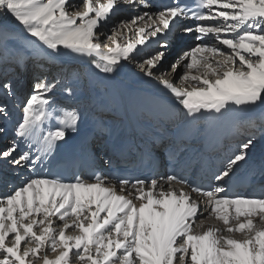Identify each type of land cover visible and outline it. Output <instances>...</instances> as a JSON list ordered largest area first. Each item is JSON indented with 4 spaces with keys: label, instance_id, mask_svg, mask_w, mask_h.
<instances>
[{
    "label": "snow or ice",
    "instance_id": "obj_1",
    "mask_svg": "<svg viewBox=\"0 0 264 264\" xmlns=\"http://www.w3.org/2000/svg\"><path fill=\"white\" fill-rule=\"evenodd\" d=\"M123 6L154 7L151 0H80L78 6L70 0H0V49L8 53L16 43L9 20L25 36L24 45L0 59V181L9 180L8 170L30 172L22 186L0 195V264H264V193L247 196L225 187L247 161L253 138L207 185L177 175L93 172L90 180L78 174L68 179L48 169L85 119L78 106L60 107L50 98L57 89L73 99L85 92L106 97L94 105L100 139L96 151L87 150L88 160L111 159L121 149L104 113L137 91L113 79L128 64L193 119L264 106V0H173L122 20L111 35L102 32L103 22ZM181 19L195 22L183 32L199 42L177 56L170 72L161 71L164 50L136 62L139 48L154 38L166 50ZM65 53L88 58L93 79L80 73L59 79L34 74L30 83L21 78L30 59L42 65ZM181 68L174 83L169 76ZM157 150L176 158L181 145L162 133L144 154L151 160Z\"/></svg>",
    "mask_w": 264,
    "mask_h": 264
},
{
    "label": "bare ground",
    "instance_id": "obj_2",
    "mask_svg": "<svg viewBox=\"0 0 264 264\" xmlns=\"http://www.w3.org/2000/svg\"><path fill=\"white\" fill-rule=\"evenodd\" d=\"M70 3L76 4L78 6L80 0H70ZM69 11H72V9H69ZM144 11H151V9L123 6L120 9L116 10L115 13L111 15V17L106 22H103L100 30L107 35H111L112 30L122 20L128 21L133 16L142 14ZM8 23L13 28L17 29V33L15 36V40L17 41L11 46V51H14L18 46H22L25 44V36H23V33L19 30V26L16 25L14 21L9 20ZM178 25H183V22L180 21ZM127 35L132 39L135 38L134 34L132 33H128ZM151 42L153 41H149L146 43L145 46H141L139 48L138 55L136 57V62H141L142 59H147L149 54H154L157 50H160L159 47H156L157 50L155 48L152 49L149 45ZM195 45V41L190 44L191 47H194ZM11 51L5 53L4 50L0 49V59H2L5 55H11ZM69 57L70 61L67 59ZM38 61V58H33L29 60L26 70L22 73V79L25 74H28L29 77V79L25 80L27 82H30V80H32L34 74L44 75L48 78L56 77L57 79H59L61 75L66 76L68 73H80L84 79L87 74L86 77L88 79H93L89 72L90 62L88 58H77L75 56H70L65 53L64 55H61L55 60L49 59L46 63H43L42 65L40 61ZM174 62L175 60L172 61V63ZM80 64H82L84 68L80 67L82 71L77 72V66H80ZM167 66L168 65H163L161 71L170 72V69H167ZM33 68L35 70L33 72V75H31V69ZM131 68L134 71H132ZM84 71L86 72V74ZM136 71L137 70L134 64H128L126 65L124 70L118 72L113 77L115 81L129 84L135 89H137V91L126 93L117 104H110L109 110L104 113H107L106 115L112 116L107 117L106 120L108 121L109 125L113 126L114 135L122 131H129L131 127H134L135 130H139L142 133L148 131H162L164 133V129L167 132L171 133L175 132L179 126H181L188 120L193 119L191 117H188L183 111L177 110L171 104L166 92L162 90V88L155 82L145 83L144 81H141L137 76H135L134 73ZM182 74L183 69L181 68L178 69L175 73H171L169 78L172 79L174 83L179 84V77ZM22 98L23 95L21 96V100ZM50 98L54 99L58 106H60V103L64 102L66 104H63L61 107L70 109L72 107L78 106L79 109L85 111L84 120L86 121L87 126L85 127L84 132L81 134V138L83 140L86 139L88 142L99 141L94 139L97 134V131L93 124L96 117L94 105L100 100H106V97L100 96L95 99H92L90 98L89 94L85 97L82 96L79 99H73L68 97L67 94L62 91V89H57L55 91L54 96ZM84 99L85 101L80 102ZM164 116H166V118L163 123L165 125L163 126L160 125V123L161 119ZM224 119L228 122V125H237V122H240V124H242L243 122H247L248 120L252 119L264 120V106H259L251 109L232 108L224 112L223 114L205 113L204 115L197 116L195 119H193V125L190 129V132L196 136L199 134L200 130L202 129L203 125H205V123L211 121L213 124L216 125L218 122ZM259 127L262 129L263 136L257 139L256 144H254V147L251 148L252 150H249L248 155L250 157H255L256 155H264V125L260 124ZM176 187L179 188L180 186L176 185ZM204 216H207V213H204ZM204 216H201L200 219H204ZM206 223L218 224V222L215 220H208L206 221ZM49 255L54 256L55 253L49 252ZM40 264H42V262H40ZM73 264H75V260H73Z\"/></svg>",
    "mask_w": 264,
    "mask_h": 264
},
{
    "label": "rangeland",
    "instance_id": "obj_3",
    "mask_svg": "<svg viewBox=\"0 0 264 264\" xmlns=\"http://www.w3.org/2000/svg\"><path fill=\"white\" fill-rule=\"evenodd\" d=\"M23 36H24V34H23ZM15 41H17V40H15ZM1 50H3V49H1ZM2 53H3V52H2ZM0 54H1V53H0ZM67 59L70 61V57L67 58ZM38 62H39V61H38ZM70 63H71V62H70ZM80 67H83L82 64H80V66H77V69H76L77 72H78V71H79V72L82 71ZM83 68H84V67H83ZM83 68H82V69H83ZM34 70H35L34 68L31 69V75H33ZM131 70L134 71L132 68H131ZM84 72H85V71H84ZM85 74H86V72H85ZM86 76H87V74H86ZM86 76H85V81H87V79H88ZM86 78H87V79H86ZM26 79H29L28 74H25L24 77H23V80H26ZM31 81H32V80H30V82H31ZM30 82H29V83H30ZM23 99H24V96H23L22 100H23ZM83 101H85V99L82 100V101H80V102H83ZM104 115H105V117H107L106 114H104ZM110 117H112V116H110ZM165 118H166V116H164V117L161 119V123H160V125H163V126L165 125V124H163ZM173 125H176V124H173Z\"/></svg>",
    "mask_w": 264,
    "mask_h": 264
}]
</instances>
